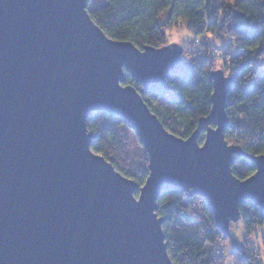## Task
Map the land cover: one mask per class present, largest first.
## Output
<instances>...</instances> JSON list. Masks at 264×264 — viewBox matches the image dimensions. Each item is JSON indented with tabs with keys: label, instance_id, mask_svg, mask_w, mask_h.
<instances>
[{
	"label": "water",
	"instance_id": "1",
	"mask_svg": "<svg viewBox=\"0 0 264 264\" xmlns=\"http://www.w3.org/2000/svg\"><path fill=\"white\" fill-rule=\"evenodd\" d=\"M88 2L0 0V264H175L157 215L170 190L200 194L226 236L242 205L264 214V155H248L257 169L238 178L232 165L246 152L224 135L233 79L215 70L211 114L179 137L124 83L130 73L160 92L190 71L184 48L112 39ZM95 111L137 134L143 186L93 151Z\"/></svg>",
	"mask_w": 264,
	"mask_h": 264
},
{
	"label": "trees",
	"instance_id": "2",
	"mask_svg": "<svg viewBox=\"0 0 264 264\" xmlns=\"http://www.w3.org/2000/svg\"><path fill=\"white\" fill-rule=\"evenodd\" d=\"M89 13L112 39L130 40L141 49L169 45L164 26L178 15L187 16L194 39L199 36L202 40L207 32H213L217 40L229 38L220 54L229 69L226 76L233 79L226 106L229 126L224 135L228 144L242 146L246 152L233 163L234 175L245 179L256 171L248 155H264V64L259 61L264 60V0H108ZM191 44L184 47L189 49ZM202 45L207 57L199 59L192 54L190 71L171 74L160 92L145 91L130 73L124 83L134 86L161 122L183 138L196 130L200 118L211 114L216 46L203 40ZM87 127L95 135L93 151L143 186L150 173L148 154L133 128L122 117L103 111H95ZM204 137L202 134L200 142ZM157 204V215L165 218L167 248L175 264H222L224 256L214 260L215 247L233 234L222 233L200 194H192L191 189L165 191ZM240 212L248 241L249 230L255 232L264 224V214L259 206L249 203L242 205ZM232 255L236 264H264L246 245L235 244Z\"/></svg>",
	"mask_w": 264,
	"mask_h": 264
},
{
	"label": "clouds",
	"instance_id": "3",
	"mask_svg": "<svg viewBox=\"0 0 264 264\" xmlns=\"http://www.w3.org/2000/svg\"><path fill=\"white\" fill-rule=\"evenodd\" d=\"M163 12V10H161ZM187 16L178 15L176 16L170 23L164 26V32L166 36V40L169 43L182 44L185 38H191L194 35L193 30L187 26L186 24ZM208 36H213V32L205 33ZM199 42V36H196V43ZM186 58H190L191 53L188 51V48H185L183 53ZM221 59L220 54H216V59L214 64L212 65V70H218L221 68ZM243 224H241V229ZM260 229H264V224L258 225ZM241 229H236V235L239 237L241 233ZM249 237L253 241V246L256 248V255L258 259L264 261V235H257L255 232L249 230ZM222 245L224 247V257L222 260V264H236V257L232 254H229L230 241L228 239H224L222 241Z\"/></svg>",
	"mask_w": 264,
	"mask_h": 264
},
{
	"label": "rangeland",
	"instance_id": "4",
	"mask_svg": "<svg viewBox=\"0 0 264 264\" xmlns=\"http://www.w3.org/2000/svg\"><path fill=\"white\" fill-rule=\"evenodd\" d=\"M222 1H226V2H234V0H222ZM108 2V0H89V2H88V10L89 11H91L92 9H94V8H96V7H98V6H100L101 4H106ZM193 39H194V36L193 37H191V38H185L184 40H183V43L182 44H178V45H180V46H182L183 48H184V51H185V48L186 47H184V46H188L189 45V43H192V41H193ZM202 40H203V42L204 41H210L212 44H215V48H214V51H213V55H214V57L216 58V54L217 53H219V54H221L222 53V50L224 49V47L228 44V40H229V38H226L225 40H217L215 37H213V36H208V35H206V34H204L203 35V37H202ZM189 50V49H188ZM233 52H232V54L233 55H236V51L235 50H232ZM224 54V53H223ZM194 55V54H193ZM192 56V55H191ZM183 58L184 59H186L187 61H189L191 58H186L185 57V55L183 54ZM214 58V59H215ZM220 59H221V68L220 69H222V70H224V72H225V74L227 73V71L229 70L228 68H226V67H224V60L225 59H223V57L220 55ZM259 61H262V63L264 64V60L263 59H260ZM258 61V62H259ZM258 62H257V64H258ZM260 63V62H259ZM261 64V63H260ZM230 145V144H229ZM132 150H134V149H132ZM137 151L136 150H134V153H136ZM116 168V167H115ZM117 169V168H116ZM119 172H121V171H119ZM121 173H123L124 175H126V173L125 172H121ZM127 176V175H126ZM128 178H130L129 176H127ZM133 180H135L133 177H131ZM130 178V179H131ZM136 181V180H135ZM136 195H137V197H139V194H138V192H136L135 193ZM241 224H243V227H242V229H241ZM236 229H241V233H240V236L238 237L237 235H236ZM255 233L257 234V235H264V229H260L258 226H257V228H256V231H255ZM231 234H233V237H232V239H229V241H230V248H229V254H232L233 253V248H234V246H235V244H239V245H242V246H248L249 247V250L251 251V253H253V255H255V256H257L256 255V248L253 246V241L250 239V237H249V240L248 241H245V239L247 238V234H246V231H245V225H244V223H243V221H242V219H240V220H237V221H234L233 223H232V227H231ZM222 245V244H221ZM223 246V245H222ZM224 248V247H223ZM225 251V250H224ZM223 256H224V254H223ZM261 261V260H260ZM262 263H264V261H261Z\"/></svg>",
	"mask_w": 264,
	"mask_h": 264
},
{
	"label": "built area",
	"instance_id": "5",
	"mask_svg": "<svg viewBox=\"0 0 264 264\" xmlns=\"http://www.w3.org/2000/svg\"><path fill=\"white\" fill-rule=\"evenodd\" d=\"M191 55L194 54L199 59L206 58V48L202 45V40L199 38L198 44L196 43V38L193 40L190 48L188 50ZM224 254V248L221 244H217L215 247V251L213 253L214 260H219Z\"/></svg>",
	"mask_w": 264,
	"mask_h": 264
}]
</instances>
